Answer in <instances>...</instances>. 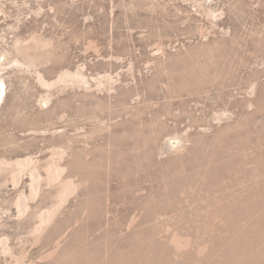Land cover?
Masks as SVG:
<instances>
[{"label":"rangeland","instance_id":"1","mask_svg":"<svg viewBox=\"0 0 264 264\" xmlns=\"http://www.w3.org/2000/svg\"><path fill=\"white\" fill-rule=\"evenodd\" d=\"M26 157L0 264H264V0H0V161Z\"/></svg>","mask_w":264,"mask_h":264},{"label":"bare ground","instance_id":"2","mask_svg":"<svg viewBox=\"0 0 264 264\" xmlns=\"http://www.w3.org/2000/svg\"><path fill=\"white\" fill-rule=\"evenodd\" d=\"M38 164L39 163L37 162V160H33V158H31V157L18 158L14 161L8 160V159H3L0 161V171L10 172L13 183L15 185H18L19 182L22 180V177L24 176L23 173L25 171H27V170H28V172L30 171V175H31V182H30L31 196H35L38 193L39 187H40L41 182H42V174L39 171ZM61 167H60V165H58L56 163H51L47 167V175L45 177H47L50 181L58 180L60 178V175L62 172ZM7 172H5V173H7ZM69 184H70L69 186L71 187V182H69ZM69 186L66 185L65 188L62 190L61 195H60L61 198H64L68 195V192L70 189ZM16 201L15 202L18 206L17 207L18 210H20V212L24 214V212L27 211L29 208V195L26 194L24 191V193L19 194L18 199ZM52 214H53V211H50V210L46 211L41 217V221H40L41 223H38L40 225H38V226L35 225L36 227L34 229H36V231L38 230L37 232L42 230L43 227L50 222ZM22 216H24V215H22ZM5 242H6L5 240L0 241V251L9 250L8 248H10V247Z\"/></svg>","mask_w":264,"mask_h":264}]
</instances>
